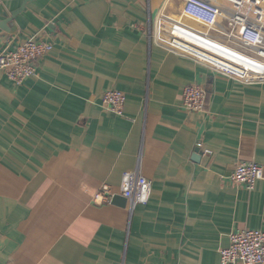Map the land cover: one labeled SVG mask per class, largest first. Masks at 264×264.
Returning <instances> with one entry per match:
<instances>
[{"label":"crops","instance_id":"1","mask_svg":"<svg viewBox=\"0 0 264 264\" xmlns=\"http://www.w3.org/2000/svg\"><path fill=\"white\" fill-rule=\"evenodd\" d=\"M184 8L0 0V52L53 45L23 85L0 69V264H220L230 232L264 231V83L214 72ZM191 84L207 90L202 112L183 105ZM109 89L126 94L123 114L104 108ZM240 162L262 166L253 191L231 179ZM136 170L148 204L95 203Z\"/></svg>","mask_w":264,"mask_h":264},{"label":"built area","instance_id":"2","mask_svg":"<svg viewBox=\"0 0 264 264\" xmlns=\"http://www.w3.org/2000/svg\"><path fill=\"white\" fill-rule=\"evenodd\" d=\"M184 13L205 25L206 30L189 28L209 41L207 50L196 49L210 68L230 79L245 83H264V0H225L230 6L217 5L209 0H183ZM167 20H173L165 17ZM223 20V23L220 22ZM217 33L220 39L214 36ZM214 34V35H213ZM53 50L46 41L29 38L17 46H6L0 52V69L8 81L23 85L37 72L39 61ZM208 93L203 85L191 84L183 92L186 110L202 112L207 107ZM127 96L117 89L107 90L102 97L105 109L123 114ZM262 175L256 162H240L231 179L253 191ZM153 191L151 180L141 171L124 173L118 193L109 185L94 194L97 204H111L115 195L125 197L132 209L150 202ZM220 264H264V231L245 228L229 233V245L218 251Z\"/></svg>","mask_w":264,"mask_h":264},{"label":"water","instance_id":"3","mask_svg":"<svg viewBox=\"0 0 264 264\" xmlns=\"http://www.w3.org/2000/svg\"><path fill=\"white\" fill-rule=\"evenodd\" d=\"M112 203L120 206H125L127 204V199L122 195H115Z\"/></svg>","mask_w":264,"mask_h":264}]
</instances>
